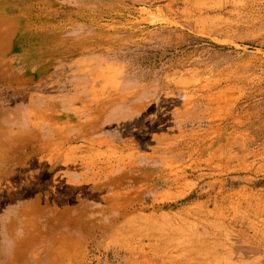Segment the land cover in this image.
<instances>
[{"label": "rangeland", "instance_id": "1", "mask_svg": "<svg viewBox=\"0 0 264 264\" xmlns=\"http://www.w3.org/2000/svg\"><path fill=\"white\" fill-rule=\"evenodd\" d=\"M0 264H264V0H0Z\"/></svg>", "mask_w": 264, "mask_h": 264}, {"label": "crops", "instance_id": "2", "mask_svg": "<svg viewBox=\"0 0 264 264\" xmlns=\"http://www.w3.org/2000/svg\"><path fill=\"white\" fill-rule=\"evenodd\" d=\"M83 143H79V145H69L66 144L65 147L61 148V152L58 154V157L52 158L46 164L54 163L59 161L62 166L67 167L71 164H78L87 170L90 168H102V160L101 158L107 157L114 148H111L109 145L113 146L114 144L111 143L109 139L102 137L101 135H97L95 138L92 139H85ZM44 156V152L42 153ZM125 155V150H119L117 152V157L119 161L127 160L129 161L131 157L134 158V155L131 157H127ZM138 157V156H137ZM136 157V158H137ZM43 158V157H42ZM118 161V162H119ZM58 162V163H59ZM44 163V162H43ZM85 169V170H86ZM154 198L159 197V195L153 196Z\"/></svg>", "mask_w": 264, "mask_h": 264}]
</instances>
